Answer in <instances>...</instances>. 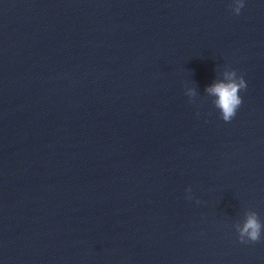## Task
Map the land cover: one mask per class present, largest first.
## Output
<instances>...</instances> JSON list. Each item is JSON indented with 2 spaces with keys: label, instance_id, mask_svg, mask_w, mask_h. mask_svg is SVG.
Masks as SVG:
<instances>
[{
  "label": "clouds",
  "instance_id": "1",
  "mask_svg": "<svg viewBox=\"0 0 264 264\" xmlns=\"http://www.w3.org/2000/svg\"><path fill=\"white\" fill-rule=\"evenodd\" d=\"M229 8L233 14L239 15L244 8V0H232ZM222 77V79H218L211 85L206 86L205 93L214 97L212 103L219 110L220 118L227 123L231 122L241 106L243 101L239 93L242 90H246L247 83L243 75H237L234 69H226ZM185 94L191 98L195 97L197 92L195 88H187ZM186 192L191 193V188L186 189ZM189 198L191 197L189 196ZM234 227L238 233L240 243H255L261 240L264 223L259 219L257 212L247 210L244 213L243 221L236 222Z\"/></svg>",
  "mask_w": 264,
  "mask_h": 264
}]
</instances>
